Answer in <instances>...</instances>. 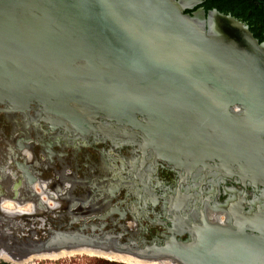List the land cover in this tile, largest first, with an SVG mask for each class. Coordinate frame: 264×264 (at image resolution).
<instances>
[{
    "label": "water",
    "instance_id": "1",
    "mask_svg": "<svg viewBox=\"0 0 264 264\" xmlns=\"http://www.w3.org/2000/svg\"><path fill=\"white\" fill-rule=\"evenodd\" d=\"M184 9L176 0H0V114L25 119L31 111L65 141L141 136L142 156L147 150L184 174L186 155L194 165L218 161L242 187L227 225L190 219L182 193L164 209L161 239L125 238L91 223L123 191L115 176L95 178L103 187L94 184L78 205L63 204L68 180L54 189L50 179L31 178L24 190L15 182L11 194L0 189V203L22 190L18 203L36 207L21 216L0 210V252L16 260L88 250L147 263L264 264V192L250 201L245 194V183L264 187V44L231 17ZM35 183L55 205L42 203Z\"/></svg>",
    "mask_w": 264,
    "mask_h": 264
},
{
    "label": "flooded vegetation",
    "instance_id": "2",
    "mask_svg": "<svg viewBox=\"0 0 264 264\" xmlns=\"http://www.w3.org/2000/svg\"><path fill=\"white\" fill-rule=\"evenodd\" d=\"M176 1L185 7L183 13L189 16L198 11L204 15L215 11L231 17L247 28L258 45L264 44V0ZM33 117L31 111L25 119L20 115L5 119L0 114V154L5 159L7 156L13 158L12 162L8 161L18 174L17 180H11L6 194L12 193L15 184L24 190L31 178L50 179L48 186L57 189L60 184L58 182L63 178L73 187L63 204L78 205L82 201L79 197L84 195L85 191L96 189L93 186L97 183L94 182L95 178L104 176L105 179H110L115 176L112 183L122 187L123 191L116 199L101 207L103 211L100 215L104 217L102 221H91L95 225L103 224L101 230L104 232L126 231L125 238L132 237L147 242L159 240L165 235L164 227L168 226L160 223L164 209L171 203L169 199L177 203L182 193L188 196L184 203L190 219L196 221L199 217H204L212 224L227 225L230 205L237 202L233 200L232 193L241 192L242 187L235 176H225V170L218 161L206 159L202 166L194 165L193 157L186 155L183 160L184 170L187 168L188 172L184 174L182 168L167 166L157 160L154 162L147 150L142 156L139 150L141 136L134 142L130 139H121L120 142L119 138L111 135L109 139L96 135L95 138L90 136L84 140L65 141L60 133L50 134L45 125L35 123ZM26 152L30 154L29 157H25ZM18 166L26 169L30 176L22 175ZM118 177L125 178L130 185L123 184ZM4 181L5 177L0 173V189H3L1 184ZM70 185L66 184L64 187L70 189ZM97 186L103 187L100 184ZM125 190L129 191L126 193V199L122 197ZM262 192L264 187L257 186L254 192L245 183L247 200H255ZM136 197L141 201L137 202ZM134 204H137L138 208L132 209L130 205ZM142 204H145V210ZM87 207L94 210L92 203ZM71 220L73 219L70 217H63L60 221ZM184 239V236L180 238ZM120 242H123V238Z\"/></svg>",
    "mask_w": 264,
    "mask_h": 264
},
{
    "label": "rangeland",
    "instance_id": "3",
    "mask_svg": "<svg viewBox=\"0 0 264 264\" xmlns=\"http://www.w3.org/2000/svg\"><path fill=\"white\" fill-rule=\"evenodd\" d=\"M6 163H8V161L6 162L5 157H3L0 154V167H1L0 170L4 171V174L2 173L3 175H5V172H7V168L9 167V166L6 167L7 166ZM12 173L17 175L16 172H12ZM10 174H8L9 179L5 178V181L2 182V184H1L3 190H8V187L11 184L10 181L12 180V182H13L15 180L14 179L15 177H12ZM43 187L44 188L46 187V185L44 183L43 184H35V186L33 187V190L35 192H37V193H40V191H42ZM17 193H19V194H18V198L16 199V201H14L13 198L12 199L9 198L8 196H7V198L4 197L2 202L0 203V210L4 211L6 213H9V211H7V209L4 207L6 205V202H9V203H12V204H16V203L18 204V209H16V213H13V214H28V213H30L32 211L33 205L30 203V201L26 202V204H24V205H20L18 203V201H19V199L25 197V195H24L22 190H19ZM38 197L42 201V203L46 200V198H47V200L49 199L48 197L45 196V194L42 196L43 198L41 196H38ZM36 223H37V225H36V227H37L39 223L37 221H36ZM25 228H24V231H22V232H24L23 234H25V231H26ZM17 261H22V260H17ZM104 263L125 264V263H122V262H120L118 260L109 261V260H106L104 258L89 257V256H85V255H76V256H73V257H69V258L67 257V258L58 259V260H48V259L34 260L31 263H29V264H104ZM0 264H13V263H10L7 260L2 259V260H0Z\"/></svg>",
    "mask_w": 264,
    "mask_h": 264
},
{
    "label": "bare ground",
    "instance_id": "4",
    "mask_svg": "<svg viewBox=\"0 0 264 264\" xmlns=\"http://www.w3.org/2000/svg\"><path fill=\"white\" fill-rule=\"evenodd\" d=\"M24 154L29 157V153L28 152H26ZM6 164H7L6 167H8V166L9 167L7 168V172H5V175L8 176V174L14 172V170L12 169L10 161H8V163H6ZM16 176L17 175L15 174V177ZM35 184H37V183H35ZM35 184L33 185V187L35 186ZM40 184H43V183H40ZM47 189H48V187H45V188L43 187L42 191H40V194L38 193V195L42 197L44 195L43 190H45V192H46ZM5 191H8V190H5ZM7 194H11V193H7ZM5 198H7V197H5ZM17 198H18V196L15 197L14 201H16ZM43 203L45 205H47L48 207H51L52 204L55 205V203L53 201H50L49 199L47 200V198H46V200ZM31 204L33 205V208H32V211L30 213H28V214L34 213L35 209H36L35 205L33 203H31ZM20 205H23V204H20ZM4 207L7 209V211H9V213H6V212L1 210L4 214L11 215V216L28 215V214H13V213H16V209H18V204L17 203L16 204H12V203L6 202V205ZM76 255H85V256H89V257H98V258L100 257V258H104V259L109 260V261L118 260V261H120L122 263H125V264H171L169 262H154V263L153 262L152 263L140 262V261H135V260H133V259H131L129 257H126V256H118V255H112V254H101V253L88 251V250H80L78 252H61V253H58V254H49V255H34V256H30V257H28V258H26L24 260L22 259V261H17V260H15L12 257L6 256L5 253H1L0 252V260L5 259L8 262L13 263V264H29V263H31L34 260H44V259L58 260V259H63V258H67V257L68 258L69 257H73V256H76Z\"/></svg>",
    "mask_w": 264,
    "mask_h": 264
},
{
    "label": "trees",
    "instance_id": "5",
    "mask_svg": "<svg viewBox=\"0 0 264 264\" xmlns=\"http://www.w3.org/2000/svg\"><path fill=\"white\" fill-rule=\"evenodd\" d=\"M104 264H113V263H104Z\"/></svg>",
    "mask_w": 264,
    "mask_h": 264
}]
</instances>
